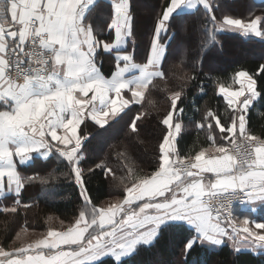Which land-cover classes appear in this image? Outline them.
<instances>
[{
	"label": "snow or ice",
	"instance_id": "snow-or-ice-1",
	"mask_svg": "<svg viewBox=\"0 0 264 264\" xmlns=\"http://www.w3.org/2000/svg\"><path fill=\"white\" fill-rule=\"evenodd\" d=\"M185 10L203 13L202 51L226 32L264 42V13L233 18L220 0H162L137 62L130 47L137 36L133 0H0V198L14 203L3 211L16 213L28 186L49 183L39 175L40 158L66 163L82 201L61 230L49 228L43 238L19 244L17 234L16 246H0V264H128L175 232L186 234L185 257L205 245L264 256V217L241 218L232 209L234 200L249 213L264 209V134L254 133L249 115L255 102L264 103V63L237 69L231 77L237 88L218 82L228 118L222 122L221 114L208 110L196 122L207 146L184 154L176 146L185 113L181 85L168 95L153 171L127 168L117 177L103 162L84 166L87 122L104 129L131 113L128 128L139 134L148 117L146 95L168 77L172 30ZM101 15L102 27L96 24ZM196 66L203 68V57ZM97 169L122 185L106 205L90 194L88 178Z\"/></svg>",
	"mask_w": 264,
	"mask_h": 264
},
{
	"label": "trees",
	"instance_id": "trees-1",
	"mask_svg": "<svg viewBox=\"0 0 264 264\" xmlns=\"http://www.w3.org/2000/svg\"><path fill=\"white\" fill-rule=\"evenodd\" d=\"M161 3L162 0H133L137 36L135 44L130 47H134L139 57L137 62L144 57ZM220 4L222 11L233 18L244 19L253 12L258 15L264 13V1L220 0ZM105 20L103 15L96 17L97 26L102 27ZM202 24V11H183L177 17L172 30L176 33V39L168 54V77L166 81L154 82L156 86L146 95L144 110L148 117L141 125L139 134L131 133L128 128L131 113L123 119L118 117L117 121L104 129L87 122L88 127L84 130L89 133V140L85 141L83 150L87 161L85 168L103 162L116 171L117 177L124 176L127 168H132L137 174L153 171L164 132L160 120L169 109L168 95L173 90L179 91L181 85H184L185 113L178 137V150L184 154L208 145L206 132L198 130L196 122H203L208 110L221 114L224 117L222 122L227 120L226 101L217 91L218 82H226V86L237 88L238 85L232 84L231 77L237 69L253 70L264 63V42L259 38L226 32L218 35L219 44L202 51ZM198 56L204 58L202 69L196 66ZM108 67L105 64V72ZM192 76L196 79H189ZM201 86L204 88L203 93L200 91ZM134 107L139 110L140 106ZM249 115L254 133L264 134V103L255 102ZM49 160L51 163L40 159L42 170L39 172L49 183L44 185L37 182L28 186L21 194L16 213L3 211L5 207L14 206L12 199H0V246L9 248L17 234L21 236L27 231L45 232L49 228L66 227L78 214L82 201L78 186L68 178L66 163L51 157ZM88 186L95 201L102 204L118 197L122 191L119 179H105L100 169L88 178ZM25 204L29 207H24ZM238 211L239 207H236V216ZM60 221H64L63 226ZM185 235L184 232L166 235L155 247L144 248L130 258L128 264H264V256L247 251L236 254L231 245L218 248L195 246L185 257L182 254Z\"/></svg>",
	"mask_w": 264,
	"mask_h": 264
},
{
	"label": "crops",
	"instance_id": "crops-1",
	"mask_svg": "<svg viewBox=\"0 0 264 264\" xmlns=\"http://www.w3.org/2000/svg\"><path fill=\"white\" fill-rule=\"evenodd\" d=\"M254 1H256V2H260V1H264V0H254ZM185 11H193V10H185ZM91 123V122H90ZM180 123H181V125H182V128H183V124H182V120L180 121ZM93 124V123H92ZM94 125V124H93ZM83 126V125H82ZM177 140H178V138H177ZM177 146V145H176ZM178 148V147H177ZM41 160H43V158H40ZM43 161H46V160H43ZM0 199H2V198H0ZM245 215H248L249 216V218H251V219H257V218H260V217H264V209H261V208H257V211L255 212V213H249V211H248V209H247V207L244 205V206H241V207H239V211H238V217H243V216H245ZM62 228H59V229H57V230H61ZM46 232L47 231H45V232H39V234L35 237V238H32V239H35V240H37V239H41V238H43V236L44 235H46ZM32 239H26L25 240V242L24 243H28V242H32L33 240ZM34 240V241H35ZM16 246V245H15ZM207 246H209V245H207ZM220 246H222V245H219V246H209V247H213V248H218V247H220ZM11 247H14V245H11L9 248H11Z\"/></svg>",
	"mask_w": 264,
	"mask_h": 264
},
{
	"label": "rangeland",
	"instance_id": "rangeland-1",
	"mask_svg": "<svg viewBox=\"0 0 264 264\" xmlns=\"http://www.w3.org/2000/svg\"><path fill=\"white\" fill-rule=\"evenodd\" d=\"M113 199L114 198L107 200L104 204L106 205L107 203L112 202ZM38 234H39V232L27 231L26 233H24L23 235H21V240L20 241H17V244L25 242L26 239L29 240V239L35 238ZM32 240L34 241L35 239H32ZM11 245H14V244L12 243Z\"/></svg>",
	"mask_w": 264,
	"mask_h": 264
},
{
	"label": "built area",
	"instance_id": "built-area-1",
	"mask_svg": "<svg viewBox=\"0 0 264 264\" xmlns=\"http://www.w3.org/2000/svg\"><path fill=\"white\" fill-rule=\"evenodd\" d=\"M241 206H244V204H242L239 200H234L233 201L232 209H233L234 214H235V208L236 207H241Z\"/></svg>",
	"mask_w": 264,
	"mask_h": 264
}]
</instances>
